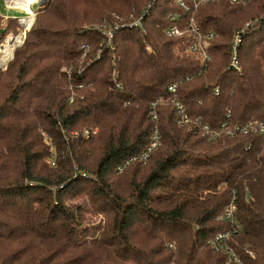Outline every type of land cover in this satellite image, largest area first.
Masks as SVG:
<instances>
[{"label": "trees", "instance_id": "trees-1", "mask_svg": "<svg viewBox=\"0 0 264 264\" xmlns=\"http://www.w3.org/2000/svg\"><path fill=\"white\" fill-rule=\"evenodd\" d=\"M246 1L196 11L207 65L176 0L41 5L0 67V264H264V134L224 130L264 124V0ZM21 29L0 12V45Z\"/></svg>", "mask_w": 264, "mask_h": 264}, {"label": "built area", "instance_id": "built-area-1", "mask_svg": "<svg viewBox=\"0 0 264 264\" xmlns=\"http://www.w3.org/2000/svg\"><path fill=\"white\" fill-rule=\"evenodd\" d=\"M189 1H191V5L187 3V0H179L177 2L179 5L184 7L186 10H192V15L190 16L188 21L186 20L187 21L186 26L190 34L194 36V39L189 44L187 51L190 54L195 55L196 57L200 58L201 62L204 65H207L208 62H210L212 58L209 52L207 51L208 50L207 49V46H208L207 38L210 39L213 36V34L209 33L208 37L205 36L201 32L199 24L195 21L194 15L202 4H209L217 0H189ZM230 2L245 5L247 1L246 0H230ZM22 18H25V17H22ZM171 18L174 20H178L179 16L177 14H172ZM18 21H20V23L23 22L22 20H18ZM249 26L250 24L247 23L243 27L239 28L234 34L232 44H231V61H230L229 67L239 72L242 69L240 58H239V46L242 42V33L245 32ZM168 32L170 34H181L180 28L176 25L173 26ZM107 34L109 37H112L111 32H107ZM175 87H176L175 85H172L170 87V90L175 91L176 90ZM174 102H175L174 104H175L176 110L178 111V116H179L178 121L181 124H186L188 122H191L189 115L186 113V110L184 106L181 104V102L176 101V100H174ZM226 126L227 124L224 125L225 127L224 130H226V132L230 134L231 136H235L238 132L240 133L260 132L264 134V124L258 123L257 121H252L244 125L236 124V126H234L233 128H231L230 126L229 127H226ZM205 128L208 129V126H206ZM215 134L216 132L213 133V135ZM160 144H161L160 137L156 135L152 143V146L149 148V151L152 148L159 146ZM149 151H146L144 154H142V156L145 159L148 157Z\"/></svg>", "mask_w": 264, "mask_h": 264}, {"label": "rangeland", "instance_id": "rangeland-1", "mask_svg": "<svg viewBox=\"0 0 264 264\" xmlns=\"http://www.w3.org/2000/svg\"><path fill=\"white\" fill-rule=\"evenodd\" d=\"M15 1V2H14ZM30 1H33V3H34V5H35V8L31 5V3H30V7L29 8H26V6H25V4H19V3H21L20 2V0H8V6L6 5V4H4V3H1V5H0V12H1V14H2V16H4V17H6V18H19V20H23V19H26V21L24 22V24H22L21 25V31L20 32H18L17 34H15V33H9V34H7L6 35V37H5V39H4V41H3V43L8 39V38H17L20 42H21V37L22 36H24L23 34H24V32L31 26V24H32V19H33V15L35 14V12L34 11H37L40 7H41V2L42 1H40V0H30ZM53 1L54 0H52V3H53ZM179 0H176V3L178 2ZM11 6H17L18 7V9L17 8H13V7H11ZM25 7V8H24ZM19 8H21V9H23V10H26V11H29V13H27L26 15H22V11H21V9H19ZM33 9V10H32ZM32 12H33V14H32ZM37 15H35L34 17H36ZM22 17H25V18H22ZM137 23H135V25H136ZM11 35V36H10ZM2 43V44H3ZM15 50V49H14ZM13 53H14V51H13ZM13 53H12V55H13ZM2 54V55H1ZM12 55L9 57V60L11 59V57H12ZM1 56L3 57L2 58V65L3 66H6V65H8L7 64V62L9 61H7V62H5V59H4V57H5V53H4V51H0V60H1Z\"/></svg>", "mask_w": 264, "mask_h": 264}, {"label": "bare ground", "instance_id": "bare-ground-1", "mask_svg": "<svg viewBox=\"0 0 264 264\" xmlns=\"http://www.w3.org/2000/svg\"><path fill=\"white\" fill-rule=\"evenodd\" d=\"M46 1V0H45ZM44 1V2H45ZM21 3L19 4H25L26 8H29L30 7V3L31 1L30 0H20ZM43 2V3H44ZM41 2V5L43 4ZM25 8V7H24ZM33 10V9H32ZM23 26V25H22ZM24 35V34H23ZM23 38L24 36H22L20 39H21V42L17 39V38H8L2 45V48L1 50L4 51L5 53V62H7L9 60V57L12 55L14 49L20 45L23 41Z\"/></svg>", "mask_w": 264, "mask_h": 264}, {"label": "crops", "instance_id": "crops-1", "mask_svg": "<svg viewBox=\"0 0 264 264\" xmlns=\"http://www.w3.org/2000/svg\"><path fill=\"white\" fill-rule=\"evenodd\" d=\"M40 1H42V3L45 1V0H40ZM15 2V1H14ZM1 3H4V4H6L7 6H8V0H0V5H1ZM31 5L35 8V5H34V3H33V1H31ZM11 7H13V8H17L18 9V7L17 6H11ZM19 9H21V8H19ZM21 11H22V15H26L27 13H29V11H26V10H23V9H21ZM35 12V14L32 16L33 17V19L32 20H34L35 21V18L36 17H34L35 15H38L39 14V12L38 11H34ZM41 13V12H40ZM32 14H33V12H32ZM16 19H18L19 20V18H16ZM33 22V21H32ZM19 23H20V21H19ZM34 23V22H33ZM21 24V23H20ZM32 26V25H31ZM31 28V27H30Z\"/></svg>", "mask_w": 264, "mask_h": 264}, {"label": "water", "instance_id": "water-1", "mask_svg": "<svg viewBox=\"0 0 264 264\" xmlns=\"http://www.w3.org/2000/svg\"><path fill=\"white\" fill-rule=\"evenodd\" d=\"M22 21H23V22H21V25L24 24V22L26 21V19H23ZM33 22H34V20H33ZM33 22H32V24H33ZM32 24H31V25H32ZM30 27H31V26H30ZM30 27L24 32V38H23L22 43L24 42L25 36H26V34H27V31L30 29ZM3 31H4V30L2 29L1 32H3ZM22 43H21V44H22ZM21 44H20V45H21ZM2 45H3V44L0 45V51H1ZM20 45H18V46L15 48V50H16ZM15 50H14V53H15ZM14 53H13L11 59L13 58ZM11 59H10V60H11ZM10 60H9V61H10ZM9 61L7 62V64L9 63ZM0 67H2V68H6L7 65H6V66H3V65L1 64V60H0Z\"/></svg>", "mask_w": 264, "mask_h": 264}]
</instances>
